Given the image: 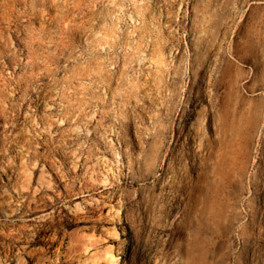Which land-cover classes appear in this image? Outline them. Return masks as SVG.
I'll return each instance as SVG.
<instances>
[{
    "label": "rangeland",
    "instance_id": "rangeland-1",
    "mask_svg": "<svg viewBox=\"0 0 264 264\" xmlns=\"http://www.w3.org/2000/svg\"><path fill=\"white\" fill-rule=\"evenodd\" d=\"M108 251L264 264V0H0V264Z\"/></svg>",
    "mask_w": 264,
    "mask_h": 264
},
{
    "label": "bare ground",
    "instance_id": "bare-ground-1",
    "mask_svg": "<svg viewBox=\"0 0 264 264\" xmlns=\"http://www.w3.org/2000/svg\"><path fill=\"white\" fill-rule=\"evenodd\" d=\"M248 105H250L249 101L246 103ZM253 104V103H252ZM253 107V106H252ZM247 109H249V106L247 107ZM253 109V108H252ZM250 110V109H249ZM248 114V113H247ZM245 120V119H244ZM247 122L250 121V116L247 115V118H246ZM234 128V127H233ZM234 130V129H233ZM230 131V130H229ZM207 139V138H206ZM212 142V141H211ZM211 142H208V144H206L208 146V155L206 157V161H205V169L207 171V174L210 173V174H215V173H219L222 168H223V163H221L220 161L219 162H216V163H213V160H214V151H213V145ZM205 144V143H204ZM215 146V145H214ZM25 172V176H26V179L28 182H30L31 180V173L25 169L24 170ZM223 172V171H222ZM211 177V175H209V178ZM199 186V185H198ZM203 192L202 190H199L198 191V194L195 196V199L196 201L199 200L200 198V195H202ZM194 200V199H193ZM197 205V204H196ZM192 212L195 213L197 208L196 207H192ZM108 254L106 255V262L108 264H115L116 263V260H115V256L112 254V252H107Z\"/></svg>",
    "mask_w": 264,
    "mask_h": 264
}]
</instances>
